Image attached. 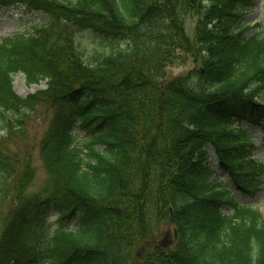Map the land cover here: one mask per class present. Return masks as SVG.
<instances>
[{
	"label": "trees",
	"instance_id": "trees-1",
	"mask_svg": "<svg viewBox=\"0 0 264 264\" xmlns=\"http://www.w3.org/2000/svg\"><path fill=\"white\" fill-rule=\"evenodd\" d=\"M251 2L0 0L47 15L0 39V264H264V220L233 198L264 177L235 124L264 135V27L242 22ZM79 31L101 47H82ZM17 74L46 87L22 97ZM39 107L48 180L28 196L30 155L5 141Z\"/></svg>",
	"mask_w": 264,
	"mask_h": 264
},
{
	"label": "rangeland",
	"instance_id": "rangeland-1",
	"mask_svg": "<svg viewBox=\"0 0 264 264\" xmlns=\"http://www.w3.org/2000/svg\"><path fill=\"white\" fill-rule=\"evenodd\" d=\"M12 8H7L0 4V39L6 36H11L15 33H27L31 31L34 25L44 24L47 21L46 14L23 7L20 4L12 5ZM243 24L253 25L260 23L264 27V0H252L251 4L246 7V12L243 17ZM252 31L246 33L249 35ZM76 38L82 47L90 49L92 45L101 47L100 40L89 31H79L76 33ZM192 63L188 61L184 65L173 64L166 69L167 77H173L185 74L192 68ZM44 85L29 86L24 83V78L21 74H17L13 78V89L20 96H26L29 93L34 92L39 88H43ZM50 117V110L39 107L31 113L26 121V125L21 129L16 137H11L6 140L7 146L12 151H26L30 155V165L33 169V178L29 183L25 194L30 196L34 194H40L42 189L47 183L48 174L43 166L41 157L38 150V142L46 129L48 119ZM235 124L244 126L250 137L254 140L256 149L253 150V155L258 161H264V135L262 128L246 123L245 121L235 122ZM2 133L0 132V136ZM3 134L2 136H4ZM213 157H210V161L213 162ZM215 167V164H213ZM221 179H226V174L218 173ZM262 190L253 195H247L242 192H236L233 190V198L242 206H250L257 209L262 219H264V177H262ZM221 211L224 214H231L232 208L229 205H223ZM54 216L50 220H53ZM170 229L162 228L159 237H156L153 245L160 247L161 235L169 233ZM164 248V247H162Z\"/></svg>",
	"mask_w": 264,
	"mask_h": 264
}]
</instances>
